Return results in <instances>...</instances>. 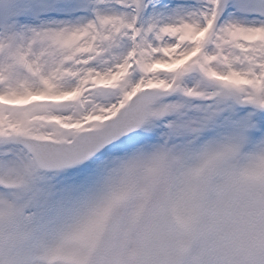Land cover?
Masks as SVG:
<instances>
[{"label":"snow or ice","instance_id":"1","mask_svg":"<svg viewBox=\"0 0 264 264\" xmlns=\"http://www.w3.org/2000/svg\"><path fill=\"white\" fill-rule=\"evenodd\" d=\"M0 264H264V0H0Z\"/></svg>","mask_w":264,"mask_h":264}]
</instances>
